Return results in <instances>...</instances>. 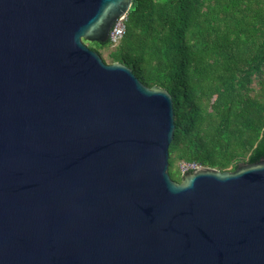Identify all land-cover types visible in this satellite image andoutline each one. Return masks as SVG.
Listing matches in <instances>:
<instances>
[{
  "label": "water",
  "instance_id": "95a60500",
  "mask_svg": "<svg viewBox=\"0 0 264 264\" xmlns=\"http://www.w3.org/2000/svg\"><path fill=\"white\" fill-rule=\"evenodd\" d=\"M134 0H0V264H264V157L169 172L172 95L90 42Z\"/></svg>",
  "mask_w": 264,
  "mask_h": 264
},
{
  "label": "trees",
  "instance_id": "16d2710c",
  "mask_svg": "<svg viewBox=\"0 0 264 264\" xmlns=\"http://www.w3.org/2000/svg\"><path fill=\"white\" fill-rule=\"evenodd\" d=\"M85 42L172 95L175 181L180 161L234 170L264 157V0H134L116 47Z\"/></svg>",
  "mask_w": 264,
  "mask_h": 264
},
{
  "label": "built area",
  "instance_id": "2783aa9c",
  "mask_svg": "<svg viewBox=\"0 0 264 264\" xmlns=\"http://www.w3.org/2000/svg\"><path fill=\"white\" fill-rule=\"evenodd\" d=\"M126 19L127 16H123L119 18L111 29L109 36V45L111 48L116 47L126 33ZM199 163L196 162H188V161H180L178 163L179 171L181 174H185L187 172L193 171L199 167H201Z\"/></svg>",
  "mask_w": 264,
  "mask_h": 264
},
{
  "label": "rangeland",
  "instance_id": "374dc122",
  "mask_svg": "<svg viewBox=\"0 0 264 264\" xmlns=\"http://www.w3.org/2000/svg\"><path fill=\"white\" fill-rule=\"evenodd\" d=\"M94 47H95V48H100L102 58H103L105 61H107V63H111V62H110V58H109V52H110V48H109V47H102V48H101V46H99L98 44H95ZM242 162H246V161H242ZM177 167H178V164H176V167H175V168L177 169ZM173 172H174L176 175H178V176H182V174H181L179 171H177V170H173Z\"/></svg>",
  "mask_w": 264,
  "mask_h": 264
}]
</instances>
